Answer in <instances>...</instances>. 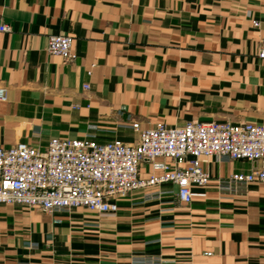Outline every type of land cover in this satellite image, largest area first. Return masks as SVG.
I'll use <instances>...</instances> for the list:
<instances>
[{
  "label": "crops",
  "instance_id": "obj_1",
  "mask_svg": "<svg viewBox=\"0 0 264 264\" xmlns=\"http://www.w3.org/2000/svg\"><path fill=\"white\" fill-rule=\"evenodd\" d=\"M1 24L0 147L134 143V121L264 124V0H0ZM59 33L72 36V61L46 51ZM163 162L143 160L139 177ZM201 166L210 180L188 204L170 182L118 199L114 214L0 204V264H264V182L217 185L264 159Z\"/></svg>",
  "mask_w": 264,
  "mask_h": 264
},
{
  "label": "built area",
  "instance_id": "obj_2",
  "mask_svg": "<svg viewBox=\"0 0 264 264\" xmlns=\"http://www.w3.org/2000/svg\"><path fill=\"white\" fill-rule=\"evenodd\" d=\"M253 25L259 23L254 21ZM10 29L8 24L0 25V31ZM46 51L72 61V36L50 34ZM258 57L264 59V48ZM88 87L83 84L84 89ZM0 100H6L5 87H0ZM130 127L138 132L134 143L52 137L43 148L26 142L0 147V204L15 203L45 212L83 207L98 214H114L118 199L134 190L168 182L176 186L178 202L188 204L193 188L204 187L210 180L201 166L208 158L264 159V124L192 120L183 126H169L159 121L141 128L134 121ZM157 158L169 159L170 164L155 163L163 173L140 178V163ZM254 181L264 182V167L231 173L217 185L221 190L234 191L236 186ZM157 193L146 195L152 198ZM162 262L157 256H136L130 264Z\"/></svg>",
  "mask_w": 264,
  "mask_h": 264
}]
</instances>
